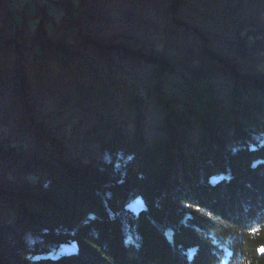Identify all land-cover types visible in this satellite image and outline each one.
<instances>
[{
  "label": "trees",
  "instance_id": "1",
  "mask_svg": "<svg viewBox=\"0 0 264 264\" xmlns=\"http://www.w3.org/2000/svg\"><path fill=\"white\" fill-rule=\"evenodd\" d=\"M264 0H0V264H264Z\"/></svg>",
  "mask_w": 264,
  "mask_h": 264
},
{
  "label": "rangeland",
  "instance_id": "2",
  "mask_svg": "<svg viewBox=\"0 0 264 264\" xmlns=\"http://www.w3.org/2000/svg\"><path fill=\"white\" fill-rule=\"evenodd\" d=\"M30 1H35V0H12V6L17 8L18 6L24 4L25 2H30Z\"/></svg>",
  "mask_w": 264,
  "mask_h": 264
},
{
  "label": "snow or ice",
  "instance_id": "3",
  "mask_svg": "<svg viewBox=\"0 0 264 264\" xmlns=\"http://www.w3.org/2000/svg\"><path fill=\"white\" fill-rule=\"evenodd\" d=\"M257 252L259 254H264V247H261V248L257 249Z\"/></svg>",
  "mask_w": 264,
  "mask_h": 264
}]
</instances>
